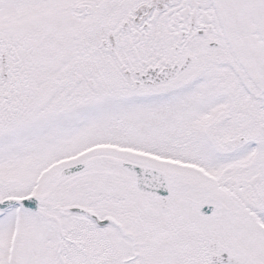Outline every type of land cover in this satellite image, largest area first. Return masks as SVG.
I'll return each mask as SVG.
<instances>
[{
	"label": "snow or ice",
	"instance_id": "6c2138e0",
	"mask_svg": "<svg viewBox=\"0 0 264 264\" xmlns=\"http://www.w3.org/2000/svg\"><path fill=\"white\" fill-rule=\"evenodd\" d=\"M0 264H264V0H0Z\"/></svg>",
	"mask_w": 264,
	"mask_h": 264
}]
</instances>
